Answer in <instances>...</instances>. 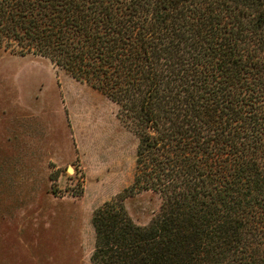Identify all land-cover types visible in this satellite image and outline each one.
Masks as SVG:
<instances>
[{"label": "trees", "instance_id": "1", "mask_svg": "<svg viewBox=\"0 0 264 264\" xmlns=\"http://www.w3.org/2000/svg\"><path fill=\"white\" fill-rule=\"evenodd\" d=\"M0 47L100 90L136 135L91 264H264V0H0ZM141 189L145 225L122 202Z\"/></svg>", "mask_w": 264, "mask_h": 264}, {"label": "rangeland", "instance_id": "2", "mask_svg": "<svg viewBox=\"0 0 264 264\" xmlns=\"http://www.w3.org/2000/svg\"><path fill=\"white\" fill-rule=\"evenodd\" d=\"M136 143L103 92L0 47V264H91V214L130 185ZM122 202L145 225L160 197Z\"/></svg>", "mask_w": 264, "mask_h": 264}]
</instances>
